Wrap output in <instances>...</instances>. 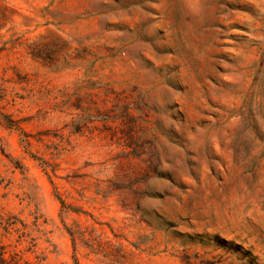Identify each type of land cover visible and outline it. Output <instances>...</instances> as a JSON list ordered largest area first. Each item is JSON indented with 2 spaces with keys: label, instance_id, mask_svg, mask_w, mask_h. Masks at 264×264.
<instances>
[{
  "label": "rangeland",
  "instance_id": "1",
  "mask_svg": "<svg viewBox=\"0 0 264 264\" xmlns=\"http://www.w3.org/2000/svg\"><path fill=\"white\" fill-rule=\"evenodd\" d=\"M0 250L264 264V0H0Z\"/></svg>",
  "mask_w": 264,
  "mask_h": 264
},
{
  "label": "trees",
  "instance_id": "2",
  "mask_svg": "<svg viewBox=\"0 0 264 264\" xmlns=\"http://www.w3.org/2000/svg\"><path fill=\"white\" fill-rule=\"evenodd\" d=\"M0 264H23L19 260L15 259H8L4 256V252L0 250ZM24 264H34L30 262H25Z\"/></svg>",
  "mask_w": 264,
  "mask_h": 264
}]
</instances>
